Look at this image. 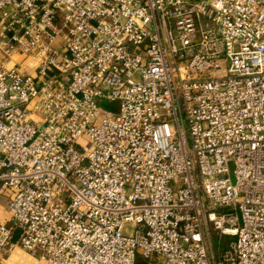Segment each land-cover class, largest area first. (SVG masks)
<instances>
[{
  "label": "built area",
  "instance_id": "1",
  "mask_svg": "<svg viewBox=\"0 0 264 264\" xmlns=\"http://www.w3.org/2000/svg\"><path fill=\"white\" fill-rule=\"evenodd\" d=\"M19 53L0 264H264V0H0Z\"/></svg>",
  "mask_w": 264,
  "mask_h": 264
},
{
  "label": "crops",
  "instance_id": "2",
  "mask_svg": "<svg viewBox=\"0 0 264 264\" xmlns=\"http://www.w3.org/2000/svg\"><path fill=\"white\" fill-rule=\"evenodd\" d=\"M0 62L4 63L5 66L11 67L15 64L23 63L31 64L32 58H28L24 54H16L11 58H6L4 55H0ZM0 220L5 223L10 222V214L7 207V197L0 193ZM36 257L23 249L21 246H15L8 255L3 259L1 264H36Z\"/></svg>",
  "mask_w": 264,
  "mask_h": 264
},
{
  "label": "rangeland",
  "instance_id": "3",
  "mask_svg": "<svg viewBox=\"0 0 264 264\" xmlns=\"http://www.w3.org/2000/svg\"><path fill=\"white\" fill-rule=\"evenodd\" d=\"M101 105L103 108L108 109V110H112L114 112H117L119 109V103H117V102H106L105 101ZM214 238H215L214 239L215 252L218 254L221 251H223V249L226 247L227 241L230 239V237L229 236H221V235L214 233ZM36 262H37V258H36Z\"/></svg>",
  "mask_w": 264,
  "mask_h": 264
}]
</instances>
